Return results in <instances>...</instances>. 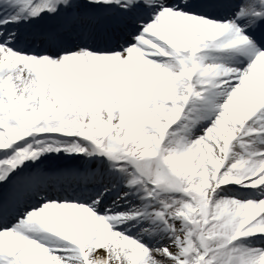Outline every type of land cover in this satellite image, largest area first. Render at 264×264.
<instances>
[{
  "label": "snow or ice",
  "instance_id": "snow-or-ice-1",
  "mask_svg": "<svg viewBox=\"0 0 264 264\" xmlns=\"http://www.w3.org/2000/svg\"><path fill=\"white\" fill-rule=\"evenodd\" d=\"M0 264H264V0H0Z\"/></svg>",
  "mask_w": 264,
  "mask_h": 264
}]
</instances>
